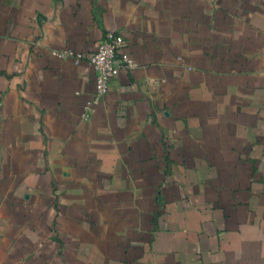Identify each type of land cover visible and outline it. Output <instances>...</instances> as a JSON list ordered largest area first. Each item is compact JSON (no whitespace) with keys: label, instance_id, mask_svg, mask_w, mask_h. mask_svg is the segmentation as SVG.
Instances as JSON below:
<instances>
[{"label":"crops","instance_id":"0c3cea01","mask_svg":"<svg viewBox=\"0 0 264 264\" xmlns=\"http://www.w3.org/2000/svg\"><path fill=\"white\" fill-rule=\"evenodd\" d=\"M0 264H264V0H0Z\"/></svg>","mask_w":264,"mask_h":264},{"label":"built area","instance_id":"2783aa9c","mask_svg":"<svg viewBox=\"0 0 264 264\" xmlns=\"http://www.w3.org/2000/svg\"><path fill=\"white\" fill-rule=\"evenodd\" d=\"M124 38L121 34L107 32L99 42L96 51L86 56L82 52L72 49L53 51V55L61 60H71L79 65L85 58L89 60L95 74V91L90 100L84 105L82 117L87 120L94 113L96 107L103 102L108 94L111 81L123 68L136 66L132 57L123 51Z\"/></svg>","mask_w":264,"mask_h":264}]
</instances>
